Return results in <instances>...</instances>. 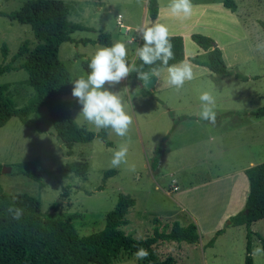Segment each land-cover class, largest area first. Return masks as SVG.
I'll return each instance as SVG.
<instances>
[{"label": "rangeland", "instance_id": "374dc122", "mask_svg": "<svg viewBox=\"0 0 264 264\" xmlns=\"http://www.w3.org/2000/svg\"><path fill=\"white\" fill-rule=\"evenodd\" d=\"M28 1L0 0V11H17ZM59 1L67 8V20L87 29L74 32L72 37L75 40H95L99 34H110L113 43H126L129 61H133L136 47L127 43L126 19L136 26L142 20L147 0ZM234 1L240 7L243 5V0ZM258 3L259 9L249 12L243 19L248 26V39L234 48V53L243 61L229 69L230 72L238 70L241 74L257 77L246 85L238 84L246 88L238 89L233 83L225 84L226 96L229 97L238 96V91L245 93L249 88L252 97L249 102L238 103L231 98L216 102L217 119L212 125L202 122L201 118H188L167 109L178 107L181 102V107H189L182 112L198 114L201 108L194 106L201 104L199 96L203 91L176 93L168 85L157 87V83L152 86L153 96L145 97L140 93L143 84L140 88L137 82L126 79L112 90L120 92L129 88L123 95L131 100L128 111L134 117L130 141L108 129L107 140L112 146H106L96 137L86 144L75 143L70 155L65 153L66 149L52 127L46 108H41L38 113L39 130L32 124L26 127L13 117L0 128V185L3 190L10 194L20 193L39 198L41 210L47 218H71L79 236L100 231L118 195H129L135 199V205L126 216L128 223L120 229L134 239H143L152 234V219H158L161 227L171 226L175 221L182 225L193 222L194 218L199 221L197 243H159L156 250L160 257L171 255L177 264H244L246 230L244 227H229V220L223 222V219L240 202L242 190L230 191L233 181V188L240 177L246 181L240 170L249 168V162L254 165L264 162V116L254 115L255 111L264 108V52L256 48L258 44L264 43V36L261 43L257 41L264 32L257 24L252 26L254 18L264 22V0H258ZM118 15L124 19L123 27L117 24ZM119 21L122 22L121 19ZM187 22L191 26L195 24L190 17ZM258 31L260 34H257ZM130 39H134V35ZM24 42H28L29 48L37 43L30 28L0 16V65L10 62ZM3 45L8 52L5 62L1 54ZM99 47L104 46L64 43L59 47L58 59L66 67L71 79V93L66 99H74L72 82L87 74L80 64L82 59H76V56L91 58ZM232 55L233 52H226L228 62ZM22 62V58H17L14 61L15 70L0 76V84L9 86L10 96L17 108L26 105L34 94L26 83L27 74L19 68ZM203 81L202 86L206 87ZM80 112L81 109L71 112L75 124L94 133L100 132L85 121L79 115ZM217 129L221 132H217ZM164 137L167 139L163 143L162 159L153 171L150 168L153 150ZM125 142L129 144L127 163L114 168L111 166L114 150ZM218 142L223 147L222 152L216 147ZM35 158H39L42 167L49 172L44 175L41 184L15 174L11 167L12 164ZM75 160L88 164L86 180L70 173L55 172L59 166ZM233 168L236 169L234 176L217 178L220 173ZM108 170H115L116 174L103 181V173ZM207 172L211 181L200 182ZM172 180L179 187L176 192L172 190ZM226 181L231 183L230 186ZM247 194L248 184L244 203ZM217 225L220 229H229L216 239L214 245L206 247L214 237ZM250 229L255 234L251 241L253 264H264L260 240L264 239V219L253 223ZM139 263L140 259L123 255L114 264Z\"/></svg>", "mask_w": 264, "mask_h": 264}, {"label": "trees", "instance_id": "16d2710c", "mask_svg": "<svg viewBox=\"0 0 264 264\" xmlns=\"http://www.w3.org/2000/svg\"><path fill=\"white\" fill-rule=\"evenodd\" d=\"M222 4L231 12L236 11L234 0H222ZM147 9L149 18L155 19L158 14V1L147 0ZM0 16L28 26L37 41L33 48H29L28 42H24L9 63L0 65L1 76L14 70L11 65L13 61L23 58L21 69L27 74V85L34 91L28 103L17 108L10 96L9 86L0 84V128L12 117H16L24 126L29 127L32 124L39 130L38 113L41 108H46L52 127L64 145L67 155L71 154L75 143L86 144L96 137L106 146H112L107 140L108 129L94 133L83 126H77L73 121L71 112L81 109V106L75 98L66 99L71 93V79L66 67L58 59V49L64 43L110 47L113 44L110 34H99L95 40H75L72 37L74 32L87 29L67 20V8L59 0H30L17 11H0ZM260 26L264 30V22H260ZM190 38L205 54L189 57V62L207 68L216 81L229 74L222 53L212 38L201 34H192ZM171 42L174 59L169 61V65L185 59L183 38L172 36ZM142 45L141 39L138 47ZM1 54L5 60L8 55L5 45L1 47ZM77 58L82 59L81 67L88 73L91 58L82 55H77ZM134 63L144 72H151L152 68L160 67V62L151 66L143 65L137 56ZM235 77L247 80L237 74ZM127 79L142 82L136 73H132ZM140 93L145 97L151 96L144 87L140 89ZM254 115L264 116V108L255 111ZM31 116L34 119H30ZM166 139L167 137L162 138L153 150L150 164L153 171L162 159L163 143ZM11 167L15 174L39 184L42 183L44 175L49 174L42 167L39 158L12 164ZM87 170L88 164L85 161L75 160L59 166L55 172L70 173L86 180ZM115 174V170L104 171L103 181ZM244 174L248 180L245 205L242 211L229 218V225L245 227L244 264H253L251 241L254 233L250 227L264 219V162L247 168ZM134 205L135 199L131 196L118 195L114 208L105 216L104 227L96 233L79 236L71 218H47L41 210L39 198L20 193L10 194L0 185V264H114L123 255L126 258L136 257L135 253L141 248L147 250L149 255L140 259L139 264H177L171 255L160 257L156 246L163 242H198V229L194 223L183 226L179 222H173L171 226L161 227L158 219H152V234L143 239H134L124 234L120 228L128 223L126 216ZM10 206L24 210L19 220L14 219L13 214L7 211ZM222 232L223 229L216 231L207 246H212ZM260 240L264 250V239Z\"/></svg>", "mask_w": 264, "mask_h": 264}, {"label": "clouds", "instance_id": "9594fccd", "mask_svg": "<svg viewBox=\"0 0 264 264\" xmlns=\"http://www.w3.org/2000/svg\"><path fill=\"white\" fill-rule=\"evenodd\" d=\"M194 7L192 0H170L165 11L174 16L188 18L193 14ZM137 32L143 40V45L136 49V56L143 65L151 66L160 62V67L152 68L151 72L142 71L134 62L129 61L126 43L117 41L110 47H99L88 64L90 71L86 76L81 75L72 82V96L81 106L79 115L97 131L111 129L117 136L128 138L129 141L134 117L128 111L131 100L123 95L129 88L120 92L113 91L116 85L121 84L132 73H136L138 79L144 83L165 70L168 85L177 90L195 78L193 66L187 61L169 65V61L174 59V51L172 33L168 25L157 20L150 26L138 28ZM256 48L264 52V43L258 44ZM199 100L201 101L199 117L215 125L216 97L210 91H203ZM128 153V142L119 145L114 150L111 166L118 168L121 164H126ZM7 211L13 214L14 219L19 220L24 210L10 206ZM148 255L147 250L143 248L135 253L138 259H145Z\"/></svg>", "mask_w": 264, "mask_h": 264}, {"label": "crops", "instance_id": "0c3cea01", "mask_svg": "<svg viewBox=\"0 0 264 264\" xmlns=\"http://www.w3.org/2000/svg\"><path fill=\"white\" fill-rule=\"evenodd\" d=\"M157 1H158V14H157V17L155 19L149 18L147 7L144 10L142 20L140 22H138V24L136 26H132V23L131 22L129 23V20L126 19L127 26H126L125 30H126V34H127V38H128L127 43L134 45L137 49L139 41L141 40V38L138 35L137 29L143 28L145 26H150L154 21L159 20L160 23H164V24L169 26L170 31L172 33V36H181L183 38L184 55H185V59L183 61H187L188 63H190L193 66L195 78L192 81L186 82V84L184 85V87L182 89L177 90L176 88L168 85V83H167V72H166V70L162 71L159 76H152L151 77V78H153L152 80L150 78L147 82H144V83L142 82L144 87L147 88V90L150 92L151 96H153L151 93L152 92V86H155L158 83L156 85L157 87L168 85V87H170V89L174 90L176 93H181V92L187 91L186 94H188L189 91L193 93L194 91H197V90H201V91L207 90V91H210L214 94V96L216 97V102L221 101L223 98H227V99L231 98V100H234L235 102H238V103L241 101H243L245 103L249 102V100L252 99L251 92H250L249 88H247V91L245 93L244 92L241 93L240 91H238L239 92L238 96L229 97V96H226L228 94L226 93L227 89H226L225 84L233 83V84H235V86L238 89L246 88L244 86L241 87L238 84L246 85V84L250 83L252 80H254L253 78L257 77V76L252 75V74H246V75L241 74L238 70L236 72H230L229 69H230V66L237 64V63H241L243 61L239 58L240 57L239 55H236L234 53V48H236L239 44L243 43L244 41H246L248 39V37H247L248 26H246L245 21H243V19L248 15L249 12H252V11L259 9L260 5H258V4H260V3H258V0H243V5H241V7L239 6L238 3H235L236 4V11L235 12H231L230 10L226 9L222 4V0L221 1L217 0L216 2H211L210 0H192L193 5L195 6L194 10H193V14L190 16V18H192L193 21H195V24L193 26H191V24L189 22H187L188 18H184L182 16H179V17L174 16V15L165 11V9L168 7V5L170 3V0H157ZM146 5H147V1H146ZM125 15H127V14L125 13ZM120 16H121L122 23H124V19H123L122 15H120ZM197 22H199V23H197ZM260 22H262L260 19L254 18L252 26H255V24H257L262 29V27L260 26ZM123 26H124V24H123ZM263 32H264V30H263ZM195 33H202L204 35L211 37L215 41L216 45L219 47V49L222 53L223 61H224L225 65L229 71V74L227 76L220 78L219 80L216 81L215 76L207 68H205L203 66L195 65V64H193L187 60L189 57H195L198 55L205 54V52L201 48H199L190 38V36L192 34H195ZM257 34H260V31H258ZM133 35H134V39H130V37ZM263 36L264 35L259 36V38H257V41H260V43H261L263 40V39L261 40V38H263ZM227 51L233 52V55L231 57V61H229V62L226 60V52ZM6 59L4 60V62L6 61ZM135 60H136V56L132 62H135ZM178 63H180V62H178ZM11 65L15 70L14 61L11 63ZM19 68L21 69V65ZM236 74L240 75L242 77H246L247 80L237 79L235 77ZM202 79L205 80L203 82L207 85L206 87L202 86V82H201ZM178 105H179L178 107H174V108L168 107L167 109L170 112H176L178 115H181V116H186L188 118H194V119H200V117L197 113L182 112L185 109H189V107H181V102ZM194 107H198L200 109L201 104L198 103ZM190 109H193V108H190ZM201 121L205 122V123L208 122L205 120H201ZM219 131L220 130L217 129V132H219ZM216 147L218 150H220V152L223 151V147H221V145H219V142L217 143ZM248 166L252 167V166H254V164L252 162H249ZM246 169L247 168H242V170H240V171L244 174V171ZM235 170L236 169L233 168L232 170H229L226 173H223V174L220 173L217 176V178H219V176H221V179H227L229 177H232V176H234V173L236 172ZM208 176H209V173L207 172V176L203 180H201L200 182L209 183L212 178H210V177L208 178ZM244 176H245V174H244ZM226 183L229 186L231 184L230 182H227V181H226ZM233 183H234V181L232 182L230 191H231V189H233V191L236 189H238V190L241 189L242 190L241 199H240V202H238L235 205V207L233 208L232 211L227 212L224 215L223 222H225L226 220H229L230 217H232L235 214H237L238 212L242 211L244 208V205H245L244 197H245L246 185L248 184L247 178H246V181H242V179L240 177L239 181L234 185V188H233ZM229 186H228V188H229ZM174 187H176L177 190H174ZM172 190H173V192H176L179 190V187L177 186L175 180H172ZM236 192L239 193L238 191H236ZM245 201H246V199H245ZM183 210L186 211V208H183ZM192 221L193 222H190V223H194L199 229L200 228L198 226V225H200L199 221L196 218L192 219ZM175 222H177V221H175ZM227 225L230 227L229 222L227 223ZM183 226H185V225H183ZM237 227H244V226H237ZM219 229H220V227H219V225H217L214 228V231L216 232ZM228 229H229L228 227L223 229L222 234L217 236V238L220 237L221 235L225 234ZM216 239H215V241H216ZM213 245H214V243H213ZM206 247H208V246H206Z\"/></svg>", "mask_w": 264, "mask_h": 264}, {"label": "built area", "instance_id": "2783aa9c", "mask_svg": "<svg viewBox=\"0 0 264 264\" xmlns=\"http://www.w3.org/2000/svg\"><path fill=\"white\" fill-rule=\"evenodd\" d=\"M121 19V16L120 15H118V21H117V24H118V26L119 27H123V24H122V22L121 21H119ZM174 190H177V188L176 187H174Z\"/></svg>", "mask_w": 264, "mask_h": 264}, {"label": "water", "instance_id": "95a60500", "mask_svg": "<svg viewBox=\"0 0 264 264\" xmlns=\"http://www.w3.org/2000/svg\"><path fill=\"white\" fill-rule=\"evenodd\" d=\"M138 85H139L140 88L142 87V83L141 82H139ZM244 212L247 213L246 210Z\"/></svg>", "mask_w": 264, "mask_h": 264}]
</instances>
